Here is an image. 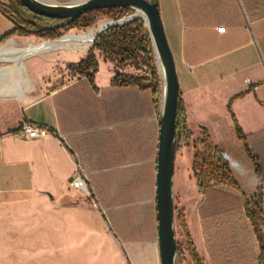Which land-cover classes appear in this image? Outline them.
<instances>
[{
  "label": "crops",
  "instance_id": "0c3cea01",
  "mask_svg": "<svg viewBox=\"0 0 264 264\" xmlns=\"http://www.w3.org/2000/svg\"><path fill=\"white\" fill-rule=\"evenodd\" d=\"M158 4L193 144L206 129L252 191L253 167L232 115L264 167V0ZM13 30L0 12V46L12 40L4 41ZM38 57L43 62L36 68ZM49 60L43 54L32 57L22 70L0 77V211L38 200L62 203L79 164L90 176L113 235L125 242L131 256L133 248L146 243L154 251V264H161L156 202L160 105L150 90L114 85L119 73L138 75L114 62H98L93 81L70 72L65 75L71 81L58 85L61 75H43ZM26 121L50 135L26 138L19 131ZM198 194L188 228L204 264H212L204 235L208 220L199 211L205 196ZM144 254L136 251L137 264H147Z\"/></svg>",
  "mask_w": 264,
  "mask_h": 264
},
{
  "label": "trees",
  "instance_id": "16d2710c",
  "mask_svg": "<svg viewBox=\"0 0 264 264\" xmlns=\"http://www.w3.org/2000/svg\"><path fill=\"white\" fill-rule=\"evenodd\" d=\"M0 2V12L14 25L11 37H35L41 40H57L71 31L85 33L102 19L118 21L134 15L125 8H110L90 11L77 20H58L35 15L18 0ZM158 3V0H155ZM96 52L122 69L125 65L140 61L146 73L128 76L119 73L113 79L116 86H136L150 90L159 106L162 93V78L158 71L154 48L147 26L142 19L117 25L101 33L93 43L88 55L78 64L71 65V73L86 76L93 81L99 63ZM237 137L245 142L248 157L253 167L255 186L247 189L239 175L234 172L228 156L217 147L206 129L194 142L192 171L198 191L205 196L200 207L204 221L206 246L212 264H264V167L261 157L254 154L246 143L247 137L232 115ZM190 132L183 101L180 97L177 114V151L190 145ZM244 187V191L240 190ZM179 225L188 239L193 264H204L198 254L183 212L176 210ZM255 238V241H253ZM259 248L258 255L255 248Z\"/></svg>",
  "mask_w": 264,
  "mask_h": 264
},
{
  "label": "rangeland",
  "instance_id": "374dc122",
  "mask_svg": "<svg viewBox=\"0 0 264 264\" xmlns=\"http://www.w3.org/2000/svg\"><path fill=\"white\" fill-rule=\"evenodd\" d=\"M0 1L9 5L8 0ZM107 21L110 20L102 19L97 25ZM70 33L81 32L71 31L63 37ZM11 39L0 46V52L17 46V48L23 47L31 40L48 41L35 37ZM91 47L84 54H74L70 51L43 54L50 57L49 62L42 66L43 75L45 77H48V73L61 75L58 85L70 82V76L65 74L71 72V65L78 64L88 55ZM96 56L98 62L107 60L99 52H96ZM42 60L40 57L34 60L33 64L36 68L42 65ZM15 68L14 64H0V70L6 69L7 72H13ZM22 68L18 69L22 70ZM124 70L138 75L146 73V67L140 61L125 65ZM192 159L191 140L189 146L177 151L175 168V207L177 211L184 213L187 226L188 219L197 213L196 207L200 199L192 171ZM240 190L244 191V187H240ZM192 227L194 234L199 236L194 221ZM175 228L178 244L177 264H193L188 239L178 223L177 216ZM191 237L194 241L192 233ZM124 244L125 242L122 243L119 237L113 235V229L106 215L95 209L88 199L72 190L62 203L55 206L38 200L32 203L8 205L0 211V264H137L136 251L145 252L147 264L155 263L154 251L147 247L146 243L133 248L132 256Z\"/></svg>",
  "mask_w": 264,
  "mask_h": 264
},
{
  "label": "water",
  "instance_id": "95a60500",
  "mask_svg": "<svg viewBox=\"0 0 264 264\" xmlns=\"http://www.w3.org/2000/svg\"><path fill=\"white\" fill-rule=\"evenodd\" d=\"M35 15L58 20H77L90 11L125 8L134 11L128 18L112 21L109 28L142 19L147 26L162 77V101L159 116L160 137L157 158V219L161 264H177L175 168L177 154V114L181 97L176 62L170 48L155 0H85L80 3L48 4L40 0H18ZM96 37L94 42L97 40ZM61 37L60 39H62ZM53 40V42L58 41ZM52 40H48L49 42Z\"/></svg>",
  "mask_w": 264,
  "mask_h": 264
},
{
  "label": "bare ground",
  "instance_id": "6f19581e",
  "mask_svg": "<svg viewBox=\"0 0 264 264\" xmlns=\"http://www.w3.org/2000/svg\"><path fill=\"white\" fill-rule=\"evenodd\" d=\"M41 2L48 4L63 3L58 0H40ZM85 0H66L65 3H80ZM112 20L102 22L95 28L90 29L85 33H70L58 41H29L25 46L20 48H12L8 51L0 52V64H14L16 68H22L24 62L32 57H36L42 54L70 51L74 54H84L94 43V40L99 33L105 30ZM20 45V44H18ZM16 46V45H15ZM21 46V45H20ZM9 74L6 69L0 70V77H4Z\"/></svg>",
  "mask_w": 264,
  "mask_h": 264
},
{
  "label": "built area",
  "instance_id": "2783aa9c",
  "mask_svg": "<svg viewBox=\"0 0 264 264\" xmlns=\"http://www.w3.org/2000/svg\"><path fill=\"white\" fill-rule=\"evenodd\" d=\"M19 131L21 135L28 139H43L50 135V132L46 128L37 127L27 121L21 124ZM61 140L64 141V137L61 136ZM69 186L71 190L88 199L95 209L100 210L103 215H106V211L100 206L95 190L91 184L90 176L79 164L77 174L70 181Z\"/></svg>",
  "mask_w": 264,
  "mask_h": 264
}]
</instances>
